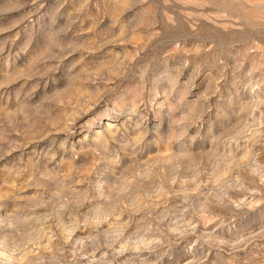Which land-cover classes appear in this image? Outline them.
<instances>
[{
	"label": "rangeland",
	"instance_id": "obj_1",
	"mask_svg": "<svg viewBox=\"0 0 264 264\" xmlns=\"http://www.w3.org/2000/svg\"><path fill=\"white\" fill-rule=\"evenodd\" d=\"M0 264H264V0H0Z\"/></svg>",
	"mask_w": 264,
	"mask_h": 264
}]
</instances>
